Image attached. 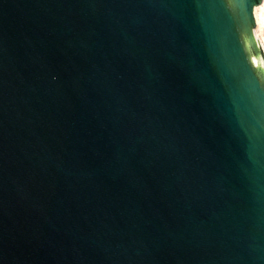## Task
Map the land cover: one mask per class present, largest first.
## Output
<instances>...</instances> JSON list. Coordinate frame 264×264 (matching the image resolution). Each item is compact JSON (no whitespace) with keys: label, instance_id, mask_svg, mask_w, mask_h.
<instances>
[{"label":"water","instance_id":"water-1","mask_svg":"<svg viewBox=\"0 0 264 264\" xmlns=\"http://www.w3.org/2000/svg\"><path fill=\"white\" fill-rule=\"evenodd\" d=\"M264 0H0V264H264Z\"/></svg>","mask_w":264,"mask_h":264},{"label":"rangeland","instance_id":"rangeland-1","mask_svg":"<svg viewBox=\"0 0 264 264\" xmlns=\"http://www.w3.org/2000/svg\"><path fill=\"white\" fill-rule=\"evenodd\" d=\"M262 17H263V29H264V9H263V12H262Z\"/></svg>","mask_w":264,"mask_h":264},{"label":"snow or ice","instance_id":"snow-or-ice-1","mask_svg":"<svg viewBox=\"0 0 264 264\" xmlns=\"http://www.w3.org/2000/svg\"><path fill=\"white\" fill-rule=\"evenodd\" d=\"M257 2H258V0H257Z\"/></svg>","mask_w":264,"mask_h":264}]
</instances>
